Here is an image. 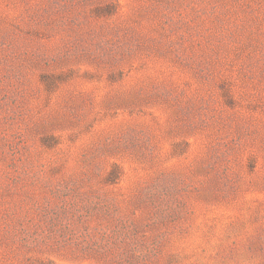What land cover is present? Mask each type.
Returning <instances> with one entry per match:
<instances>
[{
    "label": "rangeland",
    "instance_id": "374dc122",
    "mask_svg": "<svg viewBox=\"0 0 264 264\" xmlns=\"http://www.w3.org/2000/svg\"><path fill=\"white\" fill-rule=\"evenodd\" d=\"M0 264H264V0H0Z\"/></svg>",
    "mask_w": 264,
    "mask_h": 264
}]
</instances>
